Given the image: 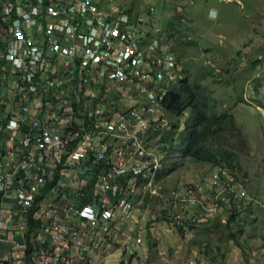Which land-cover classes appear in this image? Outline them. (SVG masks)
Instances as JSON below:
<instances>
[{
	"label": "built area",
	"instance_id": "built-area-1",
	"mask_svg": "<svg viewBox=\"0 0 264 264\" xmlns=\"http://www.w3.org/2000/svg\"><path fill=\"white\" fill-rule=\"evenodd\" d=\"M139 31L133 18L110 0L1 2L0 66L6 69L0 68V105L6 109L0 111V144L6 146L2 157L14 164L2 177L0 161L1 205L8 200L2 195L11 193L16 205L29 207L41 189L31 182L43 180L52 168L63 170L55 155L91 162L92 176L84 170L78 176L82 187L107 192L85 196L73 185L53 197L55 205L59 201L64 206L61 212L49 206L43 227L33 232L36 264H62L66 258L70 264H101L116 253L121 257L133 239L121 229L130 224L143 198L160 196L159 174L168 144L159 136L169 125L164 103L185 76L168 40ZM258 38L250 60L254 78L264 74V21ZM248 97L244 94L245 101ZM76 115L87 122L73 127ZM262 118L264 122V114ZM217 170L220 177L226 171ZM242 188L228 179L212 195L210 187L199 183L179 184L169 195L179 208L171 227L186 229L182 213L187 210L215 215L238 203L246 198ZM134 227L135 247L141 244L142 227ZM5 244L17 247L15 242Z\"/></svg>",
	"mask_w": 264,
	"mask_h": 264
},
{
	"label": "rangeland",
	"instance_id": "rangeland-1",
	"mask_svg": "<svg viewBox=\"0 0 264 264\" xmlns=\"http://www.w3.org/2000/svg\"><path fill=\"white\" fill-rule=\"evenodd\" d=\"M110 3L133 18L139 33L163 34L190 84L204 87L217 113L233 115L237 131L223 133L222 140L216 137L213 148L221 146L234 152L240 167V170L230 169L225 163L212 166L184 159L181 152L186 140L180 148L178 145L188 113L174 121L167 117L169 125L160 130L159 138L164 141L172 131L178 145L174 143L164 149L166 174L159 177L160 196L146 200L131 214L130 224L121 229L126 237L134 239V225H140L142 244L134 247L131 242L126 243L122 251L125 257L118 261L264 264V74L254 78L256 72L249 64L254 44L259 43L264 0H110ZM137 21H142L143 25ZM244 94L249 95L247 101L243 99ZM129 102L126 98L125 103ZM172 124L176 130L172 129ZM5 148L0 144V157L4 156ZM13 166L5 159L1 176ZM220 168L226 169L222 177L217 170ZM215 175L221 179L216 180ZM228 179H235L244 187L246 198L225 205L215 215L205 210L202 214L187 210L182 213L186 229L179 231L171 227V217L179 211L169 198L171 190L191 181L210 187L213 195ZM48 195L58 197L52 192ZM2 197L8 199L6 204L16 205L10 201L11 193ZM0 248V257L7 251L18 255L25 251V247L18 248V245L7 248L2 244ZM117 257L116 253L114 258ZM8 261L11 264V260Z\"/></svg>",
	"mask_w": 264,
	"mask_h": 264
},
{
	"label": "trees",
	"instance_id": "trees-1",
	"mask_svg": "<svg viewBox=\"0 0 264 264\" xmlns=\"http://www.w3.org/2000/svg\"><path fill=\"white\" fill-rule=\"evenodd\" d=\"M2 1L0 0V5ZM164 109L166 117L173 119V121L175 118L181 117L185 112L188 113L181 132L182 137L179 139L180 144L178 145V141L173 137L172 131L166 139L164 137V142L169 144L168 146L170 147L176 143L180 148L182 141L186 140L185 148L181 152L184 159L194 163H207L212 166L225 163L230 169L237 168L240 170L237 164V156L234 152L221 146L213 148V141L216 137L222 140L223 133L237 131L234 117L230 113H217L214 110L213 101H211L203 86L198 84L191 85L188 77H186L169 90L165 99ZM171 127L174 130L177 128L174 124ZM3 141L4 138L2 137L1 142ZM165 171L166 169H164L160 177L166 174ZM35 229V225L30 223L25 234V241L18 239V241L21 240L24 243L22 247H25L24 264H36L38 262L36 259L32 260L34 251L30 243L32 242L30 235L33 234ZM129 259L132 260V258ZM125 260L120 261V264H131L129 260Z\"/></svg>",
	"mask_w": 264,
	"mask_h": 264
},
{
	"label": "bare ground",
	"instance_id": "bare-ground-1",
	"mask_svg": "<svg viewBox=\"0 0 264 264\" xmlns=\"http://www.w3.org/2000/svg\"><path fill=\"white\" fill-rule=\"evenodd\" d=\"M157 39L158 40L160 39L168 40L163 34H160L157 37ZM1 41L2 40L0 38V42ZM0 68L6 69V66L2 65L0 66ZM37 72L40 73L41 76H44V72L40 71L38 68H37ZM2 99H3V95L0 93V100ZM7 104L12 105L14 103L8 100ZM5 109H6V106L0 105V111L5 110ZM75 118H77V121L75 120L73 121V127L78 126L77 123L87 122V118H81L78 115H76ZM8 122L9 121H6L5 124H8ZM79 139L81 140V137H79ZM58 156L59 155H55L56 158H59L58 164L63 166V170L58 169V168H52L51 172H49V174L46 175V178H44L43 180L36 179L31 182L37 188L41 186V189H39L38 192L34 193L33 200L29 207H22L21 205L11 206L8 204L4 206L0 204V240L16 243L18 238H21L23 241H25V234L27 233L28 226L30 223L34 224L35 227H43V223H42L43 218L47 217V215L50 213L48 209L49 206H53L60 212L62 211V208L64 206L63 203L58 201V204L55 205L54 204L55 198L53 197L50 198L45 190H50L52 193H56V194H63L64 186L78 185L81 188L85 196H99L102 194L104 195L107 194V192L102 193V192L88 191L87 189L82 187L84 182H82V180L79 179L78 176H80V172L83 170L86 175L92 176L94 170L91 168V162L83 163L79 160L74 159L72 156H69L68 158H65L64 156H61V157H58ZM2 160H5V158L2 157L0 161ZM72 161H75L76 163L72 164ZM52 172H55V174ZM56 172H61V174H56ZM92 178L96 179L95 177H92ZM58 179L60 180V183L55 182ZM99 181L101 182L102 180H99ZM49 185L51 187H49ZM242 189L245 190L244 187ZM116 192H120V189H117ZM27 193H30V192L27 191ZM146 200L147 199L143 198L144 202ZM1 202H2V199H0V203ZM69 209L72 210L71 208ZM30 210H33V212H29ZM64 221L68 223L70 222V220L68 219ZM116 224L120 226L119 222H116ZM116 238L118 239L119 242H122V240L118 236ZM133 241L134 239H131L129 242H131L133 245ZM30 243L32 246L34 245L33 242H30ZM22 254H23L22 257H24V251ZM121 255H122V252H121ZM13 258H21V257L18 254L9 251L6 255L0 257V261L2 262V264H8L9 263L8 260L10 259L12 261ZM34 259L38 260L36 258L35 252H34V258H32V260ZM66 261L69 262V259L66 258L65 262Z\"/></svg>",
	"mask_w": 264,
	"mask_h": 264
},
{
	"label": "crops",
	"instance_id": "crops-1",
	"mask_svg": "<svg viewBox=\"0 0 264 264\" xmlns=\"http://www.w3.org/2000/svg\"><path fill=\"white\" fill-rule=\"evenodd\" d=\"M32 235L33 234H31L30 235V238H32ZM18 239H21V238H18ZM4 244L7 248H11V246L9 245V244H5V241L3 240H0V246H2V244ZM15 245L17 246L18 245V248H22V246L24 245V243L23 242H21V240H17L16 241V243H15ZM139 247V246H138ZM0 250H1V248H0ZM9 251H7V253H8ZM7 253H4L2 256H4V255H6ZM20 255V257L21 258H13V260L10 262L11 264H24V257H22L23 256V254H21V253H19ZM1 256V257H2ZM121 256H124L123 254L121 255ZM125 257V256H124ZM121 259V257H117V258H114V257H110V258H108V259H105V260H103L102 262H101V264H107V263H109V264H111V263H114V262H117L118 264H119V262L120 261H118V260H120ZM123 259V258H122ZM133 260V259H132ZM194 260V259H193ZM193 260H191V261H193ZM196 260V259H195ZM198 261V260H197ZM198 263H199V261H198ZM132 264V263H131ZM199 264H209V262H206V261H200V263Z\"/></svg>",
	"mask_w": 264,
	"mask_h": 264
},
{
	"label": "clouds",
	"instance_id": "clouds-1",
	"mask_svg": "<svg viewBox=\"0 0 264 264\" xmlns=\"http://www.w3.org/2000/svg\"><path fill=\"white\" fill-rule=\"evenodd\" d=\"M169 41V40H168ZM170 43V42H169ZM256 47H255V49L257 48V43H255L254 44ZM254 45H252V46H254ZM252 48V47H251ZM173 51V50H172ZM255 51V50H254ZM254 51H251V55H253V53H254ZM175 54V53H174ZM252 58V57H251ZM250 64V63H249ZM251 65V64H250ZM253 70H254V68H253ZM243 99H244V95H243ZM262 120H263V118H262ZM264 123V122H263ZM164 142V141H163ZM167 144V143H166ZM164 171V167H163V170L160 172V174H159V177H160V175H161V173ZM179 231H182V230H179ZM147 235H150V234H147ZM142 244V243H141ZM140 244V245H141ZM124 256H121V258H123ZM209 264H211V263H209ZM213 264H215V263H213Z\"/></svg>",
	"mask_w": 264,
	"mask_h": 264
},
{
	"label": "water",
	"instance_id": "water-1",
	"mask_svg": "<svg viewBox=\"0 0 264 264\" xmlns=\"http://www.w3.org/2000/svg\"><path fill=\"white\" fill-rule=\"evenodd\" d=\"M150 235H147V237L149 238Z\"/></svg>",
	"mask_w": 264,
	"mask_h": 264
}]
</instances>
